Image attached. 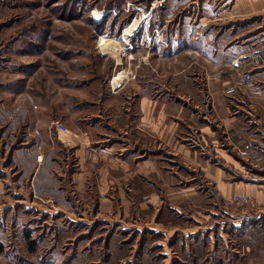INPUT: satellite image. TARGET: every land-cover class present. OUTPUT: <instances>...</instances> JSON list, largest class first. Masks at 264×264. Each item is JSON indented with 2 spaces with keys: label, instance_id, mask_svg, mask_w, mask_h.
<instances>
[{
  "label": "rangeland",
  "instance_id": "rangeland-1",
  "mask_svg": "<svg viewBox=\"0 0 264 264\" xmlns=\"http://www.w3.org/2000/svg\"><path fill=\"white\" fill-rule=\"evenodd\" d=\"M155 1L160 2L0 0V138L15 147L19 142L26 140L23 135L30 132L31 138H36L38 143L44 141L42 151L46 155L44 137L51 131L54 139L57 133L56 122L65 123L71 131H77L78 128L92 130L98 128L101 122L108 125L107 118L111 115H136L141 84L144 82L145 85L147 82L152 101L166 97L175 99L176 102L178 100L181 107L184 106L178 134L187 144L194 143L195 130L204 127L207 122L200 118L198 122H188L184 117L188 118L186 115L191 113V107L195 109V105L206 109V106L211 104L204 84L208 82L209 76L215 80L213 73L219 67L211 66L215 64L200 50L188 49L189 52L176 57H157L156 51L160 47L157 44L153 46L152 39L157 36L152 32L149 40L152 46H149L148 51H144L142 46L136 47L129 41V37L120 38L122 34L112 38L110 32L114 24L119 26L125 21L126 24L133 21L135 23H130L133 24L131 27L125 24V34L131 35V29L138 24L134 33L140 38L145 33L144 25H158L156 14L163 11L161 3H156L158 8L149 9ZM195 1L197 9L182 11L176 18L178 21L166 22V27H162L164 43H167L166 37L169 35H204L210 31L219 35L228 28L227 22L204 24V21H199L205 13V0ZM95 21H107L108 25L103 27L101 22ZM244 23L246 22L241 23L238 30L244 33L243 35H254L259 31L256 24L248 27L251 24ZM103 29L107 31L102 32ZM149 30L150 28H147L146 33H149ZM253 39L252 37L247 40V43H252ZM107 40L113 41L108 43ZM132 44L134 48L130 47ZM260 45L261 41L256 47ZM102 52L107 55L103 56ZM258 54H261L264 60V47L256 48L241 68L248 71L255 66L256 59L253 56ZM116 59L121 63L120 66H116ZM239 72L242 73L241 69ZM115 74L122 77L113 84ZM186 83L192 84L193 89L185 86ZM115 91L118 92L114 94L116 98H110L109 93ZM232 99L234 102L230 101V104H233V109H240L238 101L241 99ZM198 111L195 110V113ZM8 115L12 118L3 121ZM243 127L249 128V123L245 122ZM150 141L151 156L155 157L156 161L166 162L167 166L172 164L170 160L175 156L170 158V155H167H172L174 151L166 146L167 141H160L152 132ZM159 144H163L160 149ZM261 146L264 148L263 140ZM158 150L163 152L157 153ZM54 165L51 159H46L43 163L46 170L44 173H49L47 169L50 167L53 171ZM67 169H59L56 172L54 170L49 178L43 177L39 181L44 182L41 187L43 193L40 195L42 201L29 200L24 205L14 207L12 211L0 214V243L4 248L3 252H0V264H148L149 260H153V264H161L157 261L158 249L152 246L161 237L156 230L148 226L153 224L155 227L165 226L172 229V218L179 220L181 226L189 224L186 218L191 215L190 202L183 201L179 205V201L163 202L168 196L164 186H157L156 190L150 186L147 197L154 196L156 199L155 195H158V200L162 201L151 200L150 206L154 210L142 214L131 212V215L135 216L125 218L124 215L121 217L117 210L103 211L102 204L89 201L94 199L93 195L98 190L94 180L87 178L82 193L77 192L76 182L71 176L68 178V172L71 171ZM247 175L255 179L264 178V163L253 167L247 162ZM48 187L51 189L50 193L45 195ZM117 187L110 185L111 189L106 196L115 204L116 199H119ZM129 188L131 187H125ZM172 188L166 187V190ZM206 192V187L199 188L201 195H207ZM83 197L86 200L81 201L80 198ZM201 199L193 206L195 210L205 211L210 203L205 197ZM251 199L253 203L238 207L254 206L255 200L252 197ZM51 205H60L64 209L66 206L70 212L80 210L77 214L84 213V216L71 217L60 210L52 212L47 208L51 209ZM169 206H176L181 214ZM156 211L157 215L154 217Z\"/></svg>",
  "mask_w": 264,
  "mask_h": 264
},
{
  "label": "crops",
  "instance_id": "crops-1",
  "mask_svg": "<svg viewBox=\"0 0 264 264\" xmlns=\"http://www.w3.org/2000/svg\"><path fill=\"white\" fill-rule=\"evenodd\" d=\"M159 3L163 11L156 14L157 26L148 22L149 27L144 25L145 33L137 38L134 32L138 24L131 29V35L125 34L126 27L133 25L130 24L133 21H130L124 30H121L120 38L129 37V41L136 47L142 46L144 51H148L152 46L149 42L152 32L157 36L156 40L152 39L153 46L157 44L160 47L156 51L157 57H176L189 52L188 49L200 50L215 64L211 66L219 67L213 73L215 80L209 76L208 82L204 84L211 104L207 105L206 109L195 105V109L191 107V113L186 115L188 118L184 117L188 122H198L199 118L207 122L204 127L195 130V142L187 144L178 134L184 106L181 107L178 100L179 103L166 97L152 101L148 83L144 85L142 82L140 95L137 97L138 114L114 113V117L111 115L107 118L108 125L103 122L98 124L100 129L78 128L77 131L70 130L68 135L56 133L54 139L49 131L44 137L46 155L42 151L44 141L38 143L36 138H31L30 132L23 135L26 140L19 142L15 147L0 138V214L12 211L14 207L24 205L29 200H41V187L44 182L39 181L43 177L49 178L54 170L56 172L64 168L71 171L68 172V178L71 176L76 182L77 192L82 193L87 178L94 180L98 190L93 195L94 199L89 201L102 204L103 211L117 210L116 212L125 218L135 216L131 215V212L142 214L154 210L150 202H157L158 195H155L156 199L154 196L147 197L150 186L154 187L153 190H156L157 186H164L168 196L163 202L179 201V205L183 201H189L191 215L186 218L188 226H181L180 221L173 218L170 220L174 223L172 229L165 226L155 227L153 224L148 226L156 230L161 237L152 244L158 249V263L264 264V178L255 179L247 175V162L253 167L264 163V148L261 146V141H264L262 55L253 56L256 65L248 71L241 68L256 48L264 47V0H205V13L199 21H204V24L227 22L228 28L219 35H214L212 31L204 35H169L166 37L167 43L162 39L166 22L178 21L176 18L182 11L197 9V1L160 0ZM243 22L251 24L248 27L256 24L259 31L254 35H243L244 33L238 32ZM147 28H150L149 33H146ZM252 37L253 42L247 43ZM260 41L261 45L256 47ZM133 44L130 47L134 48ZM166 48L169 50H165ZM101 54L107 55L103 52ZM114 61L116 66L121 65L117 59ZM240 69L242 73L239 72ZM116 75L118 74H115L113 84L121 80L122 76ZM185 86L193 89L192 84L186 83ZM115 92L109 93L110 98L118 94ZM233 97L241 99L238 101L240 109H233V104H230V101L234 102ZM152 106L155 108L151 109ZM195 110H199L198 113H195ZM9 115L3 121L11 119L12 116ZM245 122L249 123V128L243 127ZM151 132L160 141L166 140V146L174 151L172 155H167H170V158L175 156L170 160L172 164L169 166L166 162H157L156 158L151 156ZM162 145L159 144L158 149ZM156 152L161 154L163 150ZM39 156H43L40 162ZM46 159H51L55 164L53 171L51 167L47 169L49 173H44L46 170L43 163ZM110 185L118 186L117 204L106 197L111 189ZM124 186L131 188L125 189ZM203 186L207 188V195L199 193V188ZM166 187L173 188L166 190ZM50 190L47 189L45 195H48ZM234 193L248 194L254 198L256 204L246 208L238 207L230 200ZM201 197L207 198L210 203L205 211L195 210L193 206L202 200ZM80 200L86 199L83 197ZM158 201L162 202L161 199ZM51 206V209L47 208L52 212L60 210L71 217L84 216V213L77 214L80 210L70 212L66 206L65 209L60 205ZM171 209L181 214L176 206ZM156 215L157 211L154 217ZM147 263L153 264V260Z\"/></svg>",
  "mask_w": 264,
  "mask_h": 264
},
{
  "label": "built area",
  "instance_id": "built-area-1",
  "mask_svg": "<svg viewBox=\"0 0 264 264\" xmlns=\"http://www.w3.org/2000/svg\"><path fill=\"white\" fill-rule=\"evenodd\" d=\"M157 6L156 2L151 4V9H154ZM157 33V30H155ZM55 129L58 134L68 135L70 134V129L62 122L55 123ZM43 156L38 157V161H42ZM231 202L236 206H244L249 203H253L251 197L248 194L244 193H234L230 198Z\"/></svg>",
  "mask_w": 264,
  "mask_h": 264
},
{
  "label": "trees",
  "instance_id": "trees-1",
  "mask_svg": "<svg viewBox=\"0 0 264 264\" xmlns=\"http://www.w3.org/2000/svg\"><path fill=\"white\" fill-rule=\"evenodd\" d=\"M109 7H110V6H109ZM103 20H105V19H103ZM107 24H108L107 21H101V23H100V25H102L103 27H106ZM125 24H126V21H125L124 23H121L118 27H117L116 24H114V25L111 27L112 30H110V32L112 33L113 37H119V36H120V34H121V30L124 28ZM100 25H99V26H100ZM115 29H117V30H115ZM102 32H105V29H103ZM114 33H116V34H114ZM3 250H4L3 245L0 243V252H3Z\"/></svg>",
  "mask_w": 264,
  "mask_h": 264
},
{
  "label": "bare ground",
  "instance_id": "bare-ground-1",
  "mask_svg": "<svg viewBox=\"0 0 264 264\" xmlns=\"http://www.w3.org/2000/svg\"><path fill=\"white\" fill-rule=\"evenodd\" d=\"M109 41L112 42L113 40H107L108 43H110ZM117 79H118V78H117Z\"/></svg>",
  "mask_w": 264,
  "mask_h": 264
}]
</instances>
